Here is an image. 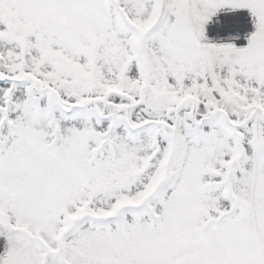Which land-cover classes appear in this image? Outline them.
<instances>
[{"label":"snow or ice","instance_id":"obj_1","mask_svg":"<svg viewBox=\"0 0 264 264\" xmlns=\"http://www.w3.org/2000/svg\"><path fill=\"white\" fill-rule=\"evenodd\" d=\"M0 264H264V0H0Z\"/></svg>","mask_w":264,"mask_h":264}]
</instances>
